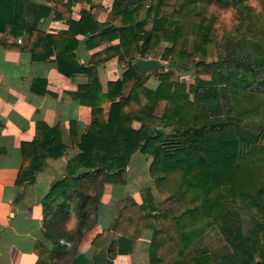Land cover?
<instances>
[{
	"label": "trees",
	"instance_id": "trees-1",
	"mask_svg": "<svg viewBox=\"0 0 264 264\" xmlns=\"http://www.w3.org/2000/svg\"><path fill=\"white\" fill-rule=\"evenodd\" d=\"M91 1L95 7L101 2ZM26 2L0 0V45L9 43L7 34H26L18 48L28 50L33 60L54 53L65 75L85 72L87 82L71 94L91 109L84 132L72 136L78 153L41 199L42 233L51 247L35 244V264H94L102 255L112 259L130 253L144 227L152 230V263L264 264V0H113L119 25L97 23L86 9L73 20L69 5L60 8L56 1L54 17L68 23L67 30L56 33L36 25L49 6L33 4L38 8L29 23ZM93 32L118 39L107 57L118 55L126 65L104 92L96 65L75 60L77 34ZM145 53L163 64L154 88L145 84L149 74L132 66ZM175 71L191 73L194 81L187 84ZM162 100L166 103L157 114ZM158 126L170 130L163 134ZM66 148L58 126L36 122L33 139L20 146L16 185L33 183L46 159L63 155ZM137 152L151 157L149 174L162 201L155 202L149 188L141 190L140 205L131 197L121 200L109 227L94 237L97 248L89 260L78 247L96 223L104 185L124 184ZM238 202L242 205L234 207ZM136 208L142 214L136 215ZM236 208L249 210L245 233ZM110 229L121 235L104 251L100 244ZM211 230L217 231L218 246L207 238Z\"/></svg>",
	"mask_w": 264,
	"mask_h": 264
},
{
	"label": "crops",
	"instance_id": "crops-1",
	"mask_svg": "<svg viewBox=\"0 0 264 264\" xmlns=\"http://www.w3.org/2000/svg\"><path fill=\"white\" fill-rule=\"evenodd\" d=\"M56 1L59 2L60 8L69 5L70 18L73 20H79L81 11L86 9L94 12L93 18L97 23L120 24L121 17L113 10V0H101L96 7L91 0L48 2L27 0L26 19L29 23L35 20L34 10L38 7L33 4L48 5L50 10L38 20L37 28L47 33L67 30L68 23L64 19L54 17ZM143 15L144 10L141 12V16ZM150 25L149 20L145 27L149 28ZM76 37L79 42L74 50L75 60L78 64L86 66L95 64L101 91H106L107 83L118 79L126 67L124 63H119L118 55L107 57L111 46L115 45L118 39H101L97 32L78 33ZM6 38L9 43L0 45V264H35L38 258L35 244L42 242L45 246L51 247L42 233L41 199L50 190L52 184L63 177L67 160L79 151L72 136H80L91 120L90 107L79 103L71 94L78 86L87 82L88 76L83 71L72 72L69 75L59 71L54 53L48 59L33 60L28 50L18 48L26 42V34L17 37L7 34ZM45 47L48 49L49 44L43 43V49ZM156 73H144L149 74L145 82L147 86L151 88L156 86L158 82ZM191 76L193 77L191 73L175 71V77L184 79V82L186 77L191 78ZM190 83L192 81L187 82ZM129 88V85L125 87V93ZM165 103V100L160 101L156 109L157 114H160ZM108 106L109 101L104 103L105 111ZM38 121L51 127L58 126V136L67 148L63 155L55 159L50 157L46 159V163L35 172L33 183L19 186L16 185V177L22 163L20 146L23 141L33 139ZM133 125L136 126L138 123L134 122ZM150 159L149 155L143 153L133 154L127 166L126 182L104 185L97 206L96 223L83 236L78 253L84 254L89 260L93 258L97 248L93 239L98 233L107 229L117 216V205L121 200L131 197L136 205H140L145 197L141 194V190L149 188L154 201L157 203L162 201L149 174ZM22 190L23 201L16 203L15 199ZM136 210L138 212L136 215L142 214V211L139 213L137 208ZM120 235L119 231L110 229L101 242L100 249L105 251ZM151 237L152 230L144 227L133 242L130 253H119L112 259L102 255L94 264H162L150 261L148 251Z\"/></svg>",
	"mask_w": 264,
	"mask_h": 264
},
{
	"label": "water",
	"instance_id": "water-1",
	"mask_svg": "<svg viewBox=\"0 0 264 264\" xmlns=\"http://www.w3.org/2000/svg\"><path fill=\"white\" fill-rule=\"evenodd\" d=\"M132 66L140 73L144 74L146 72H158L163 64L157 59L150 57L147 53L143 57H139L132 62ZM157 130L163 134H167L170 130L167 126H158Z\"/></svg>",
	"mask_w": 264,
	"mask_h": 264
},
{
	"label": "rangeland",
	"instance_id": "rangeland-1",
	"mask_svg": "<svg viewBox=\"0 0 264 264\" xmlns=\"http://www.w3.org/2000/svg\"><path fill=\"white\" fill-rule=\"evenodd\" d=\"M165 12H167V10H165ZM163 44L165 45V42L163 43L162 42V46H163ZM220 47V46H219ZM182 75V74H181ZM181 75H180V77H181ZM204 77H207V75L206 76H204ZM194 80V78L191 76V78L189 77H186V79H185V81H186V83L187 82H190V81H192L193 82V80ZM184 80V79H183ZM141 168V167H140ZM140 168H138V170H140ZM238 205H242V204H240V202H238V203H235L233 206L234 207H236V206H238ZM233 210H237V212H238V214L240 215V217L241 218H243L244 219V221L242 220V223H241V225H242V231L245 233L246 231H247V229H248V227L250 226V222H249V219H248V215H249V210H245V209H233ZM216 224H221L220 223V221L218 220L217 222H216ZM212 232H209L208 233V236H207V238H209L210 240H211V242H212V246H218V244H219V242L217 241V240H215L216 239V230H211Z\"/></svg>",
	"mask_w": 264,
	"mask_h": 264
}]
</instances>
